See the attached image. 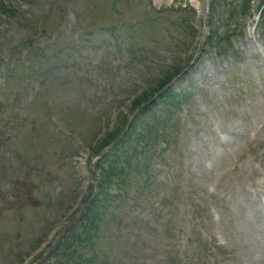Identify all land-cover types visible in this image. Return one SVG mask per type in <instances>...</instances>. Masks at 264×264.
Segmentation results:
<instances>
[{"label": "rangeland", "instance_id": "rangeland-1", "mask_svg": "<svg viewBox=\"0 0 264 264\" xmlns=\"http://www.w3.org/2000/svg\"><path fill=\"white\" fill-rule=\"evenodd\" d=\"M6 1L16 7L18 13L14 17L10 15L0 19V65L13 75L10 83L13 89L17 90L19 100L15 101L11 96L5 99L2 92L5 75L1 73L0 123L3 128L0 138V209L3 218L0 220V264H13L16 260L18 264L22 255H25L22 242L36 247L45 231L40 233V225L49 218L60 220L75 202L78 195L76 188L82 186L76 172V162L81 153L74 148L70 140L55 132L50 124L48 104L61 114L69 130L78 133L91 144L100 129L99 124L93 120L100 114L96 107L108 105V98L118 96V92L119 95H124L125 99L121 98L123 101L130 100L136 89L134 92L129 91L128 84L134 78L148 80L150 69L156 66V62L162 61L160 67L163 71L166 61L179 64L177 53H181L187 60L188 47L184 45L192 43V29L199 23V19L196 15L197 0H186V11L183 8L185 0H180L182 4L177 11L169 9L171 0H117V13L112 8L116 0ZM259 2L260 0H253L249 15L241 19L237 16L234 19L235 7L228 1H215L212 23L215 31L213 35L216 36L208 38L203 56L199 62H193L192 66L197 69H189L190 74L183 76L181 81L173 86L175 92L187 90L193 93L201 84L204 86L201 97L209 103L207 87H212L214 84L211 83L216 82V100L211 107L218 112L220 124L223 126L233 123L231 117H225L218 111L219 107L230 110L225 83H230L231 89H234V85H243L241 101L245 108L248 105L252 109L250 113L246 111V121H254L255 118L257 120L264 108L262 72L258 73L253 66L250 80L252 87L248 88L242 80L238 81L239 72L236 67L238 63H248L243 59L244 52L254 51L247 32L248 27L260 16L258 9L261 11L263 6H259ZM262 14L257 31L260 40L264 41V13ZM77 18L87 26L88 34L81 32ZM171 20L176 24L172 25ZM236 22L240 24L236 31L242 35H235L230 42L232 48L236 49L234 54L239 58L233 54L222 55L220 44L214 47V43L223 42L224 37L229 36ZM38 25L46 29L45 35L37 33L35 28ZM182 25L189 27L191 35L182 29ZM150 35L155 36L158 42L150 40ZM32 37L35 40V48L44 51L46 59H41L40 50L33 49L29 52V40ZM253 64L254 62L251 63ZM227 70L229 72L226 74ZM209 79H213V82L209 83ZM247 91L249 94H246ZM190 108L186 106L185 110ZM182 111L183 106L179 117L184 121L183 118L186 117L181 116ZM140 117L139 113L135 123ZM105 119V123H108V118L107 121ZM195 136L193 135L194 138ZM173 150L175 148L167 154L172 153L175 162L179 163L180 156ZM194 151L196 152V149ZM220 154L228 165L229 156L224 152ZM195 159L198 162L192 163V170L194 174L198 171L200 176L195 179L194 185L203 190L202 165L200 166L199 159ZM104 164V161L93 159L92 167L99 173V168ZM164 165L165 162L162 167ZM151 172H155L154 166ZM224 172L225 170H218V174ZM154 174L157 182L163 180L162 172ZM30 184L38 186L31 193L28 189ZM134 187L139 185L135 182ZM20 193L24 194V197L21 200L15 199ZM93 193L97 199L100 191L95 188ZM30 194L32 198L43 202L41 209L29 207L27 196ZM179 194L181 193L178 191ZM89 203H83V208L77 212L79 218L87 212ZM138 208L140 206L133 210L132 207L126 208L124 205L121 212L123 226L119 230L122 242L117 244L113 236L106 242L107 246L102 251L119 264H124L119 255L125 250L127 239L124 235L129 231L125 224L129 216L138 217L142 214ZM257 217L259 216L255 215V218ZM49 225L53 227L50 222ZM158 225L162 223L159 222ZM251 227L248 230L247 225L244 244H239L234 237L231 239V251L236 255L228 258V264H240L241 259L250 258L252 250L257 249L259 243L264 240L258 245L257 242L253 244ZM112 228L114 227H110L111 230ZM19 232L22 234L21 241L17 240ZM162 235L163 232L160 231L157 235L158 246L153 249L151 255L142 254L154 264H168L159 261L162 256H166L164 251L170 246V242L163 240ZM166 250L169 251L168 248ZM56 260L53 255L47 264ZM117 262L115 263L118 264Z\"/></svg>", "mask_w": 264, "mask_h": 264}, {"label": "bare ground", "instance_id": "bare-ground-1", "mask_svg": "<svg viewBox=\"0 0 264 264\" xmlns=\"http://www.w3.org/2000/svg\"><path fill=\"white\" fill-rule=\"evenodd\" d=\"M212 151L215 152L214 155L216 156L217 155V151H215V146H212ZM219 168L222 169V170L224 169V167H222V166H220ZM258 237L259 238H263L264 237V229L259 232ZM256 239L257 238H255V240ZM263 263H264V260H263Z\"/></svg>", "mask_w": 264, "mask_h": 264}]
</instances>
